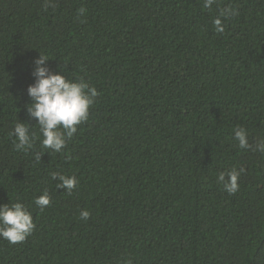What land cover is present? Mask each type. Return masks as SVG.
Instances as JSON below:
<instances>
[{
  "label": "trees",
  "instance_id": "1",
  "mask_svg": "<svg viewBox=\"0 0 264 264\" xmlns=\"http://www.w3.org/2000/svg\"><path fill=\"white\" fill-rule=\"evenodd\" d=\"M204 3L0 0V205L35 224L22 243L0 238V264H264V0ZM40 54L98 93L60 153L27 112ZM233 168L229 194L217 177ZM52 173L76 178L71 194Z\"/></svg>",
  "mask_w": 264,
  "mask_h": 264
},
{
  "label": "clouds",
  "instance_id": "2",
  "mask_svg": "<svg viewBox=\"0 0 264 264\" xmlns=\"http://www.w3.org/2000/svg\"><path fill=\"white\" fill-rule=\"evenodd\" d=\"M215 0H205L204 7L211 8ZM85 9L78 10L83 14ZM238 11L231 7L224 9L220 17L238 15ZM215 31L222 33L224 27L221 18L213 21ZM49 59L40 54L34 61L32 72L34 83L27 88V94L31 103L27 106L30 118L35 119L42 134L41 144L45 149H51L60 153L66 147L68 140L77 132V126L87 121L89 109L95 102L98 93L94 87L83 80L73 81L65 74L54 73L48 67ZM61 129L63 131H61ZM15 137L14 146L18 152H27L34 146L35 136L30 134L29 124L18 122L10 133ZM234 138L238 141L241 149L250 147L247 132L243 128H237ZM255 151L264 152V139L257 140ZM42 154L35 153V160L39 162ZM244 169L233 168L227 173L221 172L217 180L224 185L225 191L234 194L238 190V179ZM53 180H59L58 187L71 194L78 181L74 176L68 177L60 173H52ZM35 204L43 210L50 204V196L47 191L40 195ZM81 219H88L90 213L87 210L81 212ZM35 224L32 214L23 203L16 202L0 205V238L7 240L10 244L24 242L33 232Z\"/></svg>",
  "mask_w": 264,
  "mask_h": 264
}]
</instances>
